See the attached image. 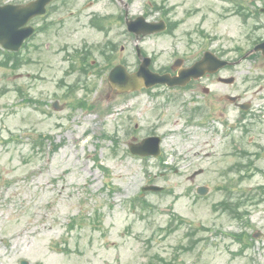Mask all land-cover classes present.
Here are the masks:
<instances>
[{"label": "rangeland", "instance_id": "374dc122", "mask_svg": "<svg viewBox=\"0 0 264 264\" xmlns=\"http://www.w3.org/2000/svg\"><path fill=\"white\" fill-rule=\"evenodd\" d=\"M146 1L134 0L131 11L139 13ZM158 1H166L174 9L172 19L180 23L173 34L144 39L147 52L158 56L155 69L179 55L193 61L204 48L225 52L227 59L235 61L251 47L252 22H244L230 0ZM94 9L116 13L120 7L114 0H99ZM86 23V18L71 23L78 25L71 33L72 44L76 38L95 41L102 37ZM121 29L116 23L110 28L112 32ZM200 30L213 36L212 40L198 36ZM260 34L264 36V31ZM48 36L35 37L42 58H35L37 52L29 47L23 52L29 63L20 69L0 64V264H20L22 259L30 264H154L160 261L156 254L168 257L180 251L178 245L189 242L188 231L193 227H199L197 237L203 239L194 249L180 252L179 264H264V60L247 58L224 68L221 74L235 76L236 81L232 85L216 81L213 100L191 91L159 88L160 94L140 90L109 101L107 72L90 79L94 87L86 100L94 109L89 111L72 107V100L61 96L56 81L63 73L55 68L61 61L56 56L61 44L47 49ZM118 54L127 57L126 51ZM130 63L132 69L138 68L137 59ZM20 86L32 102H22L16 90ZM226 93L251 101V113L243 123L250 125L249 132L238 123L239 108L222 99ZM57 100L68 104L55 110ZM198 105L205 110L195 115L191 125L189 113ZM40 133L51 139L39 143ZM148 133L164 136L163 165L128 152L132 136ZM107 135L119 137V142L114 144ZM242 148L252 152L256 164L252 176L240 179L246 170H240L243 166L235 169V163L249 157L242 156ZM96 158L110 176L106 177ZM200 169L203 173L191 180L189 176ZM151 183L171 192L142 193L141 188ZM227 183L233 198L242 194L246 199L256 198L244 207L250 213L249 225L213 208L227 197L220 187ZM196 185L208 186L207 195H197ZM140 194L150 202L146 210L132 207L131 200ZM175 214L183 222L175 218L169 229ZM243 231L261 236L240 252L242 244L232 233Z\"/></svg>", "mask_w": 264, "mask_h": 264}, {"label": "flooded vegetation", "instance_id": "af4514ba", "mask_svg": "<svg viewBox=\"0 0 264 264\" xmlns=\"http://www.w3.org/2000/svg\"><path fill=\"white\" fill-rule=\"evenodd\" d=\"M82 1L83 0H53L52 4L47 7V12L45 14L42 16H36L31 20V24L36 27V33L30 42L31 47L37 52L34 54L35 56L43 54L40 49L41 44L36 42L38 39L35 38L39 34L47 33V35H49V40L45 44L47 49H50V46L54 43L61 44V46L56 47L58 50L56 56H61V61L55 63L57 71L63 73V75L56 81L60 84L69 85L73 82L71 79L67 80V82L63 81V76L67 79L68 76L72 75L69 74L71 72L75 73V77L86 71L90 72L92 76H96V74L101 73V71L111 70L112 66L117 64L125 65V67L132 70L130 62L134 64L137 59L138 65L141 63V58L138 56V49L143 56H151V66H153L156 63L158 56L155 55L156 53L147 52L143 45L144 39L147 37L160 38L167 34H173L179 26L178 20L175 21L171 17L174 9L169 5H166V1L147 0L142 5L141 11H138L139 13L136 14L131 11V5H134V3L132 4L134 0H114L120 7L116 13H102L96 9L92 10L99 0ZM259 5L261 6L260 9H258L259 11L255 9V6H252V15L255 19L260 17L261 20L264 21V3L259 2ZM139 16L150 22L164 21L167 23V29L169 24L171 25V28L170 30L166 29L167 31L157 32L153 35H144V33L140 31L139 33L132 32L128 29L130 22ZM83 18H86L90 27L97 29L96 31L98 33L100 32L102 37L95 41L76 38V40H74L76 43L72 44L71 40H73L74 34L71 33L76 30L78 25L72 27L71 23L81 22L83 21ZM258 21L260 22V20ZM113 23L123 26V29L118 32H112L110 28ZM176 23H178L177 28H173V25ZM172 29L174 30L172 31ZM262 30L264 31V27H256V33L259 35H261L260 32ZM192 40L193 39H191V41ZM123 51H126L127 57L121 58L117 56L119 55L118 53H122ZM205 51H203L196 60H199L205 54ZM129 56L135 58H128ZM179 59H181V68L191 65V63L190 65H187L190 62L188 61V56L179 55L172 63L160 67L161 69L158 68V71L161 73L170 72L172 75L176 74L177 71L173 69L172 64ZM219 77H221L219 72L205 73L199 79H192L184 87L174 88L178 91L181 90L180 93L191 91L198 93L202 98L209 96L213 100L217 98V93L212 86L215 85L216 81L218 82ZM203 82L205 83L202 84ZM227 94L229 93L222 95V99L226 98ZM237 95L240 96V101L243 100L241 94ZM193 97L195 96L192 95L191 98ZM234 105L236 106V104ZM249 106H251V101L249 102ZM133 138H135V140L139 139L138 136L132 137V139Z\"/></svg>", "mask_w": 264, "mask_h": 264}, {"label": "water", "instance_id": "95a60500", "mask_svg": "<svg viewBox=\"0 0 264 264\" xmlns=\"http://www.w3.org/2000/svg\"><path fill=\"white\" fill-rule=\"evenodd\" d=\"M52 0H36L30 2L29 5H7L0 6V43H2L7 49L17 50L25 37L31 35L33 28L24 27L31 17L40 14L45 11V6ZM141 19L136 20L139 22ZM143 22V21H141ZM163 23H139L132 26L136 31L142 29L143 33H154L155 30L163 29ZM262 50L264 54V42L258 44L254 51ZM228 64L227 61H222L216 56L206 55L202 61L195 63L191 68L182 70L179 77H171L169 74L159 75L154 74L149 69V60L141 64V68L134 74H129L126 68L122 66H116L109 75L110 82L113 86V98L117 92H124L125 90H135L142 85L152 86L157 82L166 83L167 85H180L185 84L191 79V76L200 77L205 71L218 70ZM226 81H232V78L225 79ZM224 80V81H225ZM160 138L149 137L143 140L138 145H131V150L135 154L149 155L154 154L158 156L160 153ZM143 190H155L161 191L162 188L151 185L146 186ZM201 193H205V190L200 188ZM22 264H29L22 261Z\"/></svg>", "mask_w": 264, "mask_h": 264}, {"label": "trees", "instance_id": "16d2710c", "mask_svg": "<svg viewBox=\"0 0 264 264\" xmlns=\"http://www.w3.org/2000/svg\"><path fill=\"white\" fill-rule=\"evenodd\" d=\"M142 202H143V204L149 205V203L146 202L144 199L142 200ZM237 212L239 213V210H237ZM162 262L164 264H175L173 260H167L166 258L162 259Z\"/></svg>", "mask_w": 264, "mask_h": 264}]
</instances>
